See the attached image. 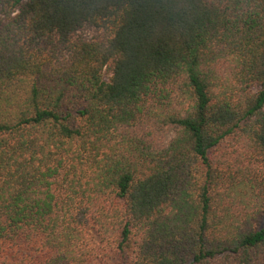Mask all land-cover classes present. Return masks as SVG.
Wrapping results in <instances>:
<instances>
[{
    "label": "trees",
    "instance_id": "obj_1",
    "mask_svg": "<svg viewBox=\"0 0 264 264\" xmlns=\"http://www.w3.org/2000/svg\"><path fill=\"white\" fill-rule=\"evenodd\" d=\"M0 264H264V0H0Z\"/></svg>",
    "mask_w": 264,
    "mask_h": 264
}]
</instances>
